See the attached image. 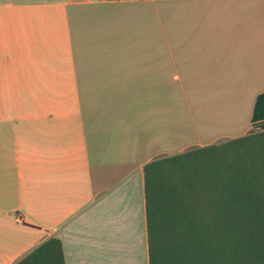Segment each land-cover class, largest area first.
<instances>
[{
  "label": "crops",
  "instance_id": "crops-1",
  "mask_svg": "<svg viewBox=\"0 0 264 264\" xmlns=\"http://www.w3.org/2000/svg\"><path fill=\"white\" fill-rule=\"evenodd\" d=\"M261 94L264 0H0V264H147L142 165Z\"/></svg>",
  "mask_w": 264,
  "mask_h": 264
},
{
  "label": "trees",
  "instance_id": "trees-1",
  "mask_svg": "<svg viewBox=\"0 0 264 264\" xmlns=\"http://www.w3.org/2000/svg\"><path fill=\"white\" fill-rule=\"evenodd\" d=\"M261 130L155 156L142 165L147 264H264ZM11 264H64L50 235Z\"/></svg>",
  "mask_w": 264,
  "mask_h": 264
},
{
  "label": "rangeland",
  "instance_id": "rangeland-1",
  "mask_svg": "<svg viewBox=\"0 0 264 264\" xmlns=\"http://www.w3.org/2000/svg\"><path fill=\"white\" fill-rule=\"evenodd\" d=\"M262 128L260 127V124L259 123H255V124H253V126L249 129V131H258V130H261ZM226 138H229V137H225V138H222V139H217V140H215V141H213V142H219V141H222V140H224V139H226ZM213 142H211V143H213ZM208 144V143H207ZM195 146V144H191V145H188L187 147H185L184 149H187V148H190V147H194ZM183 149V150H184Z\"/></svg>",
  "mask_w": 264,
  "mask_h": 264
}]
</instances>
